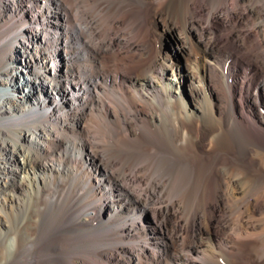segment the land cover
Masks as SVG:
<instances>
[{"label": "bare ground", "instance_id": "bare-ground-1", "mask_svg": "<svg viewBox=\"0 0 264 264\" xmlns=\"http://www.w3.org/2000/svg\"><path fill=\"white\" fill-rule=\"evenodd\" d=\"M233 1L236 5L229 8L226 0H167L162 15L167 20H177L186 32L191 25L199 26L201 34L212 23L228 27L226 41L231 50L263 67L255 80L238 81L235 75L238 60L234 55L237 61L230 64L231 50H222L217 39L209 38V31L206 38L197 35L201 53L216 58V62L208 65V78L213 75L220 81L230 101L244 96L246 103L263 109V114L259 111L257 117L254 112L250 119L241 112L232 128L227 125L232 140L243 150L249 146L261 150L264 149V52L258 50L248 31L241 29L247 19L240 15L237 3L248 2L256 12L255 23L264 26V13L258 7L264 8V0ZM142 5L131 0H0V264H90L89 258L73 255L78 234L89 229L105 230L107 234L104 250L97 254L103 264H141L140 257L149 263L165 264L160 256L165 250L164 243L154 240L155 227H140L138 215L145 214L147 209L127 183L142 186L148 193L167 192L169 199L164 209L170 211L177 225L184 196L188 194L183 188L182 171L152 162L129 166L121 158L111 160L112 167H106L101 164L103 158L98 150H88L87 154L82 142L87 132L91 133L85 130L89 125L85 119L89 117L92 124L95 118L121 122L124 134H128L127 114L121 111V100L132 110V116L140 115L134 100H129L130 91L97 64L100 50L88 48L85 37L101 40L110 51L120 49V42L132 46V32L124 33L123 29L130 19H139ZM232 31L242 36L240 41L231 38ZM17 48L26 61L34 62V65L26 63L29 75L25 79L13 64ZM59 49L66 55L64 69L53 67L49 73L48 63L53 62V53ZM179 52L186 60L196 58L185 50L184 43L179 44ZM161 59L155 57L140 65L141 97L153 99L152 91L156 98L159 90L165 89L162 79L166 64ZM194 67L187 65L184 77L190 85L198 80L190 97L199 105L203 97L197 86H201V81ZM37 80L51 87L49 96L37 99V94L31 93L34 97L31 102L29 95H17L20 87H28V82ZM35 101L38 102L34 104ZM151 122L154 126L160 124L155 118ZM59 144L62 150L57 149ZM80 156L89 161L87 165ZM183 160L189 170L187 181L200 190V196L216 202L229 199L219 171L228 168H217L218 163L210 157ZM129 212L132 217L128 221L112 223L120 214ZM186 250L187 254H177L167 262L197 264L205 248L197 242Z\"/></svg>", "mask_w": 264, "mask_h": 264}, {"label": "rangeland", "instance_id": "rangeland-1", "mask_svg": "<svg viewBox=\"0 0 264 264\" xmlns=\"http://www.w3.org/2000/svg\"><path fill=\"white\" fill-rule=\"evenodd\" d=\"M131 1L144 3L139 19H136L137 21L130 19L123 29L124 33L132 32L134 38L130 40L132 46L120 42V49L110 51L107 49L106 43L96 38L91 40L89 35L85 37V43L90 49L99 48L97 64L110 74L113 80L118 84L121 83L124 88L130 91L129 100H134L140 115H138L139 117L132 116V110L124 100H121V111L127 114L128 136L121 128V122H112V119L102 120V122L95 118V122H93L95 128L90 117L85 119L87 121L84 122L89 124L88 127L85 126V130L91 132H87L88 136H85L84 139L81 138L86 153L98 150L96 152L99 157L103 158H101V164L106 167H112L110 166L111 160H120L121 158L129 166L141 162L142 165L152 162L163 167H178L182 171L185 182H183V188L188 194L184 196V204L181 207L177 225H174V217L170 211L166 212L164 209L165 203L169 199L167 192L160 195L148 193L142 189V186L127 183V187L132 188L133 193L135 192L134 195L139 197L140 203L147 209L145 214L138 215L140 227H155L154 231H157V234L154 240L164 243L165 250L160 256L165 264H168L167 261L173 259L177 254H187V246L197 242L204 244L205 248L202 259L197 264H264V149L260 150L257 147L249 146L243 150L232 140L227 126L230 125L232 128L241 112L249 116L250 119L253 118L254 112L257 117L259 111L263 114V109L261 111L253 103H246L244 96H236L235 101H230L228 93L222 89L217 78L210 75L211 80L209 81L207 68L210 63L216 62V58L201 53L202 44L197 40V35L201 34L199 26L191 25L190 31L186 32L177 20H167L162 15L167 0ZM234 4L233 0H226L227 7L233 8ZM258 7L261 13H264V8L261 5ZM237 8L240 9V15L247 19L246 23L241 24L243 25L241 29L247 30L249 38L256 41L258 50L264 52V26L255 23V10L250 8L248 2L241 1L237 3ZM58 17L60 19L61 16L58 15ZM208 31L211 32L209 38L217 39L222 50H231V44L226 41L228 27H219L216 23H212ZM207 32L201 34L202 38L210 36ZM241 37L232 31L231 38L240 41ZM180 43H184L185 50L196 56L195 60L190 61L184 58V55L179 52ZM231 52L230 64L233 65L238 60V69L235 74L238 81L240 79L253 81L258 78L259 70L263 68L260 64L257 67L258 64L255 65L252 61H247L239 52L235 50H231ZM62 54L60 49L53 53V62L48 63L47 72L51 73L53 67L64 69L66 55ZM155 57L162 58L161 60L166 64L162 79L166 86L163 91L159 90V96L156 95V98L153 97L155 93L152 91L153 99H148L141 97L140 70ZM223 61L224 59L221 58L220 63L222 64ZM26 63L34 65V62L26 61L21 50L17 48L13 54V64L16 65L23 79L28 78L29 75ZM186 64L191 67L195 65L194 68L201 81V86H197L201 90V97H203L199 105L193 102L190 97L192 86L198 85V80L196 79L193 85L187 83L184 77ZM28 84V87H20L17 95H29L28 100L31 102L34 101L31 93L37 94V99L49 96L51 87L44 85L42 80H37V83L28 82ZM250 93L253 98L254 90H251ZM106 96L108 97V95ZM36 102L38 101H35L34 104ZM251 105L253 109H251ZM194 106H197L201 112H198V108L195 109ZM151 118L159 119L160 124L154 126L151 124L153 123ZM85 123L84 125H86ZM135 136L136 138H134ZM75 146L74 148L77 149L78 146ZM56 147L59 150L63 148L60 144ZM207 157L218 163L217 168H228L226 170L219 169L225 193L229 198L228 202H226L227 200L216 202L203 198L200 196V190L193 183L187 181L189 170L186 169L187 166L183 159L190 158L198 161ZM83 161L84 163L86 161L84 165L89 162L87 159H83ZM130 213L120 214L112 220V223L115 225L128 221ZM102 231L89 229L81 231L83 233H77L78 241L75 242L73 255L89 258L90 264H103V260L97 257L99 250L102 252L106 245L103 243L106 242L107 234L105 230ZM146 260L144 257H140L141 264H153ZM174 263L176 262L174 261ZM179 264H184V262Z\"/></svg>", "mask_w": 264, "mask_h": 264}]
</instances>
